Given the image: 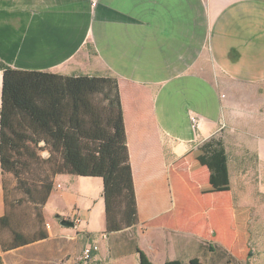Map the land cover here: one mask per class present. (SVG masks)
Here are the masks:
<instances>
[{
	"label": "crops",
	"instance_id": "0c3cea01",
	"mask_svg": "<svg viewBox=\"0 0 264 264\" xmlns=\"http://www.w3.org/2000/svg\"><path fill=\"white\" fill-rule=\"evenodd\" d=\"M0 62V121L17 133L33 129L20 123L44 75L117 80L137 209L133 227L107 234L134 240L118 264H138L135 247L152 264H246L243 246L260 236L218 135L233 119L264 133V0H0ZM251 148L264 160V138ZM6 176L0 227L11 231ZM102 194L101 178L58 175L40 208L50 224L32 243L12 230L15 249L0 238V264H76L75 236L106 235Z\"/></svg>",
	"mask_w": 264,
	"mask_h": 264
},
{
	"label": "trees",
	"instance_id": "16d2710c",
	"mask_svg": "<svg viewBox=\"0 0 264 264\" xmlns=\"http://www.w3.org/2000/svg\"><path fill=\"white\" fill-rule=\"evenodd\" d=\"M8 70L0 62V71ZM44 76L41 83L47 90L31 107L27 106L29 113L20 123L32 131L17 133L0 121L2 174L13 176L17 187L38 208L39 220H43L40 208L58 175L101 178L105 234L133 227L137 209L117 80L83 75ZM5 230L0 227L3 249H15L20 237L10 233L4 238ZM134 250L138 264H152L142 250ZM185 264L202 263L193 259Z\"/></svg>",
	"mask_w": 264,
	"mask_h": 264
},
{
	"label": "rangeland",
	"instance_id": "374dc122",
	"mask_svg": "<svg viewBox=\"0 0 264 264\" xmlns=\"http://www.w3.org/2000/svg\"><path fill=\"white\" fill-rule=\"evenodd\" d=\"M234 122L236 121L233 119L229 126L226 125L218 135V138L226 146V173L230 172L231 174V185L237 190L246 192V196L242 198L244 199L243 203L252 206V209L249 208L248 213L251 221L249 231L252 232L251 227L260 236L257 240H250L246 246H243L244 254L240 262L264 264V160L260 157L258 149L251 148L257 137L259 139L264 138V133L236 130ZM238 127H241V125ZM262 153L264 155V151ZM40 156H45V154L41 153ZM37 171L36 173L34 172L35 175L38 174ZM4 183L5 186L10 187L8 214L9 220L12 221V230L19 233H28L30 236L29 242L35 241L39 238L38 232L45 229L50 222L45 221V219L39 220L37 216L38 208L31 203L25 192L17 187L13 176L7 175L4 178ZM49 218L51 222H55L53 217ZM12 230H5L2 236L4 238L9 237ZM75 237L77 241V244H75L76 264H100L99 261L101 260V264H118L115 261L116 257L125 252L126 249L128 250L134 246L131 232L112 236L106 234L97 238L86 235H77ZM93 245L97 248V251L92 253L90 260L84 261L83 250ZM249 252L250 255L248 256ZM123 260L126 264H134L132 257H125Z\"/></svg>",
	"mask_w": 264,
	"mask_h": 264
},
{
	"label": "built area",
	"instance_id": "2783aa9c",
	"mask_svg": "<svg viewBox=\"0 0 264 264\" xmlns=\"http://www.w3.org/2000/svg\"><path fill=\"white\" fill-rule=\"evenodd\" d=\"M92 5H95V1L92 2ZM189 122H190L191 127H192L193 129H196L199 120L197 119V117H195V116H191V117L189 118ZM56 188H60V186L57 185ZM73 222H74V223H79V224H80L79 219H74ZM103 236H104V235H103ZM96 251H97V248H96L94 245L91 246V247L85 248V249L83 250V252H82V253H83V260H84V261L90 260V258H91V256H92V253H93V252H96Z\"/></svg>",
	"mask_w": 264,
	"mask_h": 264
},
{
	"label": "water",
	"instance_id": "95a60500",
	"mask_svg": "<svg viewBox=\"0 0 264 264\" xmlns=\"http://www.w3.org/2000/svg\"><path fill=\"white\" fill-rule=\"evenodd\" d=\"M57 219H59V223L61 226H63V228H73L74 227L73 223L70 221L63 220L61 217H57Z\"/></svg>",
	"mask_w": 264,
	"mask_h": 264
}]
</instances>
